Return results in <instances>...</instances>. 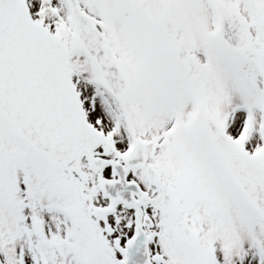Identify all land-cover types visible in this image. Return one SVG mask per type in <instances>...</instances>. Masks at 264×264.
<instances>
[{"label":"snow or ice","instance_id":"snow-or-ice-1","mask_svg":"<svg viewBox=\"0 0 264 264\" xmlns=\"http://www.w3.org/2000/svg\"><path fill=\"white\" fill-rule=\"evenodd\" d=\"M0 264H264V0H0Z\"/></svg>","mask_w":264,"mask_h":264}]
</instances>
